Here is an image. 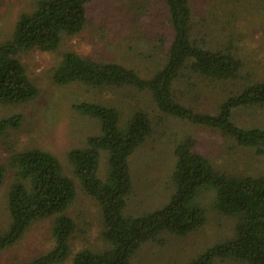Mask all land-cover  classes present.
I'll return each mask as SVG.
<instances>
[{
    "label": "rangeland",
    "instance_id": "1",
    "mask_svg": "<svg viewBox=\"0 0 264 264\" xmlns=\"http://www.w3.org/2000/svg\"><path fill=\"white\" fill-rule=\"evenodd\" d=\"M188 1L191 39L211 50L229 51L241 62L234 79L212 80L200 76L189 81L187 76L180 75L173 82V93L179 102L214 112L233 91L264 82V1ZM39 2L0 0V43L11 38L19 17L36 9ZM167 11L164 0H92L86 4V21L78 33L63 34L54 50L33 48L18 54L37 87V94L27 102L0 105V118L14 113L21 115L18 126L7 128L0 137V164L7 168L0 185V228L6 230L10 221L6 192L13 179V169L8 165L9 157L29 148L52 152L64 174L74 181L76 191L65 211L75 223L69 240L70 254L54 264H71L73 254L82 248H107L102 237L99 205L84 192L67 156L69 150L84 147L89 136L100 133L97 119L75 109L82 102L115 106L120 125L138 109L145 110L151 119V135L128 158L132 189L126 198L124 215H139L160 208L170 200L174 189L171 183L173 149L186 136L195 138L197 150L214 169L230 175H264V154L237 144L218 128L164 113L147 89L130 85L89 86L81 81L59 85L53 81L52 70L67 51L117 62L135 69L142 77L150 76L167 58L173 35ZM232 120L240 127L264 128V106L235 109ZM106 161L105 152L101 151L100 177L105 173ZM214 200L212 188L202 189L194 202L205 208V223L185 236L162 232L143 242L131 255L130 264H182L208 246L231 238L236 219L217 212ZM53 221L51 216L31 222L18 241L0 252V264H22L48 251L54 243ZM212 264L246 263L216 258Z\"/></svg>",
    "mask_w": 264,
    "mask_h": 264
},
{
    "label": "trees",
    "instance_id": "2",
    "mask_svg": "<svg viewBox=\"0 0 264 264\" xmlns=\"http://www.w3.org/2000/svg\"><path fill=\"white\" fill-rule=\"evenodd\" d=\"M90 1L40 0L36 9L19 17L11 38L0 43V105L27 102L35 97L37 87L18 54L33 48L54 50L63 34L78 33L85 24L86 4ZM164 3L173 35L165 63L150 76L142 77L135 69L117 62L67 51L52 70L53 81L59 85L81 81L89 86L130 85L147 89L164 113L218 128L237 144L264 154V128H244L232 120L235 109L264 106V82L233 91L214 112L185 105L174 95L173 82L180 75L187 76L189 81L200 76L212 80L234 79L241 62L229 51L211 50L191 39L188 0H164ZM75 109L99 122L100 133L89 136L84 147L69 150L67 156L84 192L99 205L102 237L107 248L77 250L71 264H130L129 259L137 248L160 233L187 235L206 221L205 208L194 199L207 188L214 190V209L236 219L235 231L231 238L208 246L182 264H212L216 258L264 264V175L220 172L197 150L195 138L186 136L173 149L174 189L170 200L139 215H124L126 198L132 189L128 158L152 133L149 114L138 109L121 126L115 106L82 102ZM20 119L18 113L0 118V137L7 128L18 126ZM101 151L107 160L102 178L98 175ZM8 165L13 169V179L6 192L10 221L6 230L0 228V252L18 241L31 222L53 216L52 247L22 264L63 261L70 254L69 240L75 228L74 221L65 213L76 195L74 181L64 174L59 159L44 149L15 152L9 157ZM6 172L5 165L0 164V185Z\"/></svg>",
    "mask_w": 264,
    "mask_h": 264
}]
</instances>
